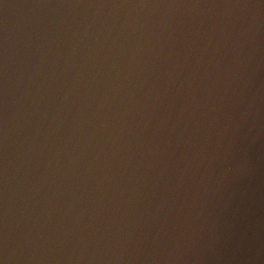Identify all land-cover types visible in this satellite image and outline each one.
Returning a JSON list of instances; mask_svg holds the SVG:
<instances>
[{
    "label": "water",
    "instance_id": "water-1",
    "mask_svg": "<svg viewBox=\"0 0 264 264\" xmlns=\"http://www.w3.org/2000/svg\"><path fill=\"white\" fill-rule=\"evenodd\" d=\"M0 264H264V0H0Z\"/></svg>",
    "mask_w": 264,
    "mask_h": 264
}]
</instances>
